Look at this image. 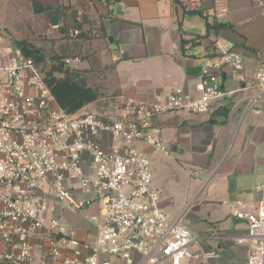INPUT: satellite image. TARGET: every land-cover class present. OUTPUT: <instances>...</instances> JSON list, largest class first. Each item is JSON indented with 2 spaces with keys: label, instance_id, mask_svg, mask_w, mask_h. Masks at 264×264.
<instances>
[{
  "label": "built area",
  "instance_id": "built-area-1",
  "mask_svg": "<svg viewBox=\"0 0 264 264\" xmlns=\"http://www.w3.org/2000/svg\"><path fill=\"white\" fill-rule=\"evenodd\" d=\"M254 1L264 15V0ZM212 2L214 18H225V1ZM83 32L99 35L95 25L84 26ZM211 47L195 94L174 86L150 100L122 99L108 116L70 114L57 105L33 60L0 30V242L8 249L4 263L32 264L33 241H38L37 264H112L111 258L120 264H208L212 255L191 251L197 244L185 224L191 203L172 217L160 208L150 160L138 145L167 156L155 119L170 113L206 115L213 102L236 92H255L246 100L244 113L264 106V61L250 79L230 41L216 37ZM62 64L73 67L79 60L67 57ZM227 74L239 79L234 91L221 82ZM97 205L96 213H85ZM225 206L232 217L247 222L246 234L235 239L246 247L245 264H264V197L255 212H247L240 201ZM65 212L83 215L94 229L92 238L78 240L76 228L60 220Z\"/></svg>",
  "mask_w": 264,
  "mask_h": 264
},
{
  "label": "crops",
  "instance_id": "crops-1",
  "mask_svg": "<svg viewBox=\"0 0 264 264\" xmlns=\"http://www.w3.org/2000/svg\"><path fill=\"white\" fill-rule=\"evenodd\" d=\"M42 1L77 14L82 13L83 4L89 1L88 15L94 20L91 25L99 30L96 37H76L73 32L66 33L64 23L51 26L44 14H35L29 0H0V11L6 14L7 22H16L13 26L19 24L24 29L20 34H30L28 38L15 40H27L36 49L40 43L39 50L46 58L47 67L59 65L64 71L73 72L75 80L96 93V100L75 113L105 116L94 110L101 101L108 99V110L113 112L122 99L146 101L164 96L174 86L195 94V84L203 79V58L212 54L211 41L216 37L233 44L234 53L244 61L247 78L249 69L255 72L264 61V15L254 0H224L228 13L223 19L212 15V0ZM6 31L15 43L17 37L13 35L19 33ZM191 37L202 41L193 43ZM67 57L77 58L79 64L64 66L62 60ZM54 75L64 76L60 72ZM221 82L228 91L239 86L234 75H223ZM249 92H236L213 102L206 115L170 113L155 119L154 125L164 131L167 156L138 145L144 154L162 157L160 177L154 180V187L161 192L162 210L169 208V198L180 190L171 184L168 167L181 168L189 180L198 172L184 171L178 161L197 162L203 169L208 162L219 163L214 172L224 168L215 179L211 176L207 185L195 188L192 195L187 191L181 208L170 214L176 215L191 203L186 217L191 216L188 227L197 239L191 251L206 257L212 255L206 259L208 264H245L246 247L237 245L235 239L246 234L247 222L232 217L225 203L240 201L247 212H255L264 197V123L257 124L252 131L246 130L237 143H230L235 125L232 116L236 109H244L246 100L252 96ZM263 116L264 110L250 113L252 118ZM232 152L233 157L228 161ZM96 212L97 206L85 210L86 214ZM60 220L76 228L78 240L91 239L89 236L94 234V229H85L72 212H65ZM7 251L0 242V264H6L2 257ZM33 251L37 264L41 254L38 241H33Z\"/></svg>",
  "mask_w": 264,
  "mask_h": 264
},
{
  "label": "rangeland",
  "instance_id": "rangeland-1",
  "mask_svg": "<svg viewBox=\"0 0 264 264\" xmlns=\"http://www.w3.org/2000/svg\"><path fill=\"white\" fill-rule=\"evenodd\" d=\"M88 2L89 1H86L85 4H83L82 13L77 14L78 16H80L79 17L80 20L81 19L83 20V23L85 26L91 25L94 21V20H92L90 15H88V12L90 10V5ZM14 24H16V22L12 23V24L7 22L6 14L4 12L0 11V30L8 36V39H9L10 43H12V44H14L13 38L8 33V31H6V29H9L10 31H14L17 34L24 30L18 26L19 24L17 26L16 25L13 26ZM13 37H17V38H14V40L15 39H24V38L30 37V34H20L19 33L18 35L14 34ZM15 41H17V40H15ZM40 46H41V44L39 43L38 49H40ZM253 74H254L253 69H249V71L247 72V75L250 79H252ZM254 93H255L254 90H251L249 92L250 95H254ZM236 98L239 100L240 95H237ZM237 99L235 101H237ZM108 106H109V101L107 99V100L101 101L99 104H97L96 107L94 108V110H97L101 113H104L105 116H108L110 113H112V110H108ZM262 110H264L263 105H257L253 108L252 111L245 112V113H244V109H241V108L235 110L234 115L232 116V121L235 125H234V128H232L231 139H230V143L232 145L235 143V141L237 143V141L243 136V133H245L246 130L250 129V131H252L257 124L262 123V122L264 123V116L262 118L250 117L251 112H254V113L262 112ZM162 135H164V131H162ZM216 155H217V153H216ZM146 156L149 158L150 163H151V170H152V174H153L152 187L155 188L154 187V180L160 177L159 165H161V163H163V160H162L161 155H159V154H156L153 157L150 156L149 154H146ZM232 157H233V152L231 153L230 158H229L230 160H228V161H231ZM170 159H173V157L171 156ZM177 163L179 165H181V167L184 171H186L188 173H193L196 171V172H198V175L194 173L195 178L192 177L189 180L187 175L183 173L181 168H178L176 166L168 167L167 173H168L169 178H171V180H172L171 184H173V186L175 185V188L180 189L176 193H173L172 196L169 198V201H170L169 208L166 210H163L169 217H171L170 214H172L173 211L175 212L176 210H179L181 208L180 205L182 203V197L183 196L185 197L187 195V191H188L189 195H192L193 190L195 188H197L200 185H202V187L207 185L209 182L208 181L209 178L211 179L213 177L215 179V177H217L221 173V171L224 169V168H222L221 171L219 170V171L214 172L216 167L219 165V163H216V162H211V163L208 162L206 169H203L202 166H200L197 162L186 163L183 160H181V161H178ZM212 168H214V169L211 172ZM188 182H190L189 184H191V185L188 186L187 185ZM202 187H201V189H202ZM156 190L159 192V195H160L161 192L158 189H156ZM201 191H202L201 192L202 194L205 193L204 189ZM98 207H99V205H97V209H98ZM74 217H76V219H78V221H80V225H83V227L85 229L90 230L91 225L87 222L86 218L83 215H79L77 213H74ZM190 222H191V216L185 217V224L187 225V227L190 226ZM0 259H1V256H0ZM36 259H37V257L35 256L34 261ZM111 262H112V264H120V262L118 260L113 259V258H111ZM34 263L36 264V262H34ZM181 264H186V262H182Z\"/></svg>",
  "mask_w": 264,
  "mask_h": 264
},
{
  "label": "trees",
  "instance_id": "trees-1",
  "mask_svg": "<svg viewBox=\"0 0 264 264\" xmlns=\"http://www.w3.org/2000/svg\"><path fill=\"white\" fill-rule=\"evenodd\" d=\"M29 1L33 12L35 14H44L48 18L51 26H59L61 22L64 23L63 27L66 33H74L77 31L76 37H95L86 35L83 32V27L85 25L82 19H78L76 12L59 9L58 7L52 6L50 2L45 3L42 0ZM14 44L21 49L25 57L31 58L34 64L41 70L46 85L52 93L57 105L67 113H75L84 105L96 100V93L91 88L86 87L84 83L75 80L73 72L64 71V69L62 70L59 68V65L47 67L44 54L41 53L39 49L34 48L27 40L16 41ZM56 58L57 56L52 57L53 60H56ZM54 72L63 73L64 76L58 78L54 75Z\"/></svg>",
  "mask_w": 264,
  "mask_h": 264
}]
</instances>
